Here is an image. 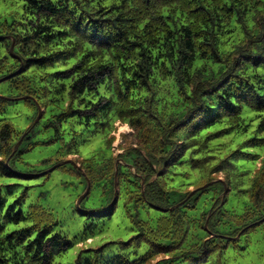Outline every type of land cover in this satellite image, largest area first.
Segmentation results:
<instances>
[{
    "label": "trees",
    "instance_id": "1",
    "mask_svg": "<svg viewBox=\"0 0 264 264\" xmlns=\"http://www.w3.org/2000/svg\"><path fill=\"white\" fill-rule=\"evenodd\" d=\"M3 1L22 12L0 20V114L22 103L39 118L24 136L0 121V179L27 178L15 171L22 155L60 142L42 164L103 186L105 205L81 214L111 218L123 199L135 228L113 242L119 253L83 250L73 264H225L264 235V0ZM116 122L137 138L117 158ZM37 131L51 136L36 140ZM85 132L101 143L82 158L71 149ZM241 160L260 165L234 183ZM183 177L190 183L173 185ZM25 198L6 205L0 193V264H54L73 242L38 206L24 210ZM132 209L159 215L143 221ZM20 223L29 225L7 231Z\"/></svg>",
    "mask_w": 264,
    "mask_h": 264
},
{
    "label": "rangeland",
    "instance_id": "2",
    "mask_svg": "<svg viewBox=\"0 0 264 264\" xmlns=\"http://www.w3.org/2000/svg\"><path fill=\"white\" fill-rule=\"evenodd\" d=\"M22 12L21 3H13L10 1L0 0V20L10 22L15 13ZM39 116L31 121V113L26 109L22 103L9 107L6 112L0 114V121H10L16 131L22 133V136L27 131L30 125H34L38 121ZM252 138H260L263 135L255 136L253 131L256 129L258 119L252 114ZM79 131V127L74 128ZM70 130V129H69ZM51 131L43 132L42 134L37 131L35 134L36 140H41L44 136H51ZM70 131L64 136L66 144H68L71 138L68 136ZM21 136V137H22ZM249 135H243L238 137L233 144V148L237 143H242L246 140ZM101 135L97 134L95 137L85 132L83 138H80L74 150L71 149L74 155L82 158L90 156L91 151L98 148L101 143ZM113 139L112 152L113 156L117 158L118 155L124 151L135 147L137 144L136 132L132 130L127 124L116 122L115 129L109 136ZM94 139V140H93ZM88 140L87 142H82ZM62 147L61 143L54 144L48 147H35L30 152L22 155V162H17L15 171L20 173L27 178H12V179H0V193L2 196L7 198L6 205L14 203L22 193H25L26 198L23 209L25 210L29 205L34 204L39 207L37 214L44 213V216L50 220V222L56 223V229L68 240L73 242V246L70 247L65 253L57 257L54 264H73L76 260V256L83 250H92L102 247L104 255H113L119 253V246L113 242L122 241L127 242L135 233L134 225L131 222L130 216L126 212V206L124 205L123 199H120L116 210L111 218H100L91 221L87 218V215L81 214L90 213L95 211L97 208L105 205V198L102 195L103 186L98 188L90 189L84 195L87 190L86 186L78 175L72 173L66 169H55L49 171L55 164H42V161L53 155ZM235 149H237L235 147ZM242 152L259 151L262 149L259 147H247L241 148ZM67 160L76 162V166L80 165V158L77 156H69ZM120 161H115L117 165ZM29 165V166H27ZM260 165L252 161L241 160L237 162L238 172L244 173V175H235L234 183L239 181H245L252 176V173ZM184 171H188L185 169ZM47 173V177L43 175ZM190 177H194V171L190 169L187 172ZM34 176V178H29ZM46 177V178H45ZM217 177V176H216ZM219 179H223L224 175L219 173ZM188 184L190 180L186 177L176 179L173 185ZM15 185V186H11ZM193 185H189V190H192ZM236 195L235 207L237 212L243 210L242 203L244 196H238V191L233 190L232 192ZM84 195V198L78 201ZM114 199L117 198L115 197ZM15 209H18V205H15ZM133 214H137L138 218L143 221L155 220L159 213L155 210H139L138 212L133 211ZM24 225L29 223H20L19 225L9 224L7 231L17 230ZM242 246H245L242 240ZM249 246H245V250H241L239 253L236 251H229V259L225 264H262L264 262V235L263 233L252 236L251 243ZM145 247L138 250L139 254L145 251ZM128 252V251H127Z\"/></svg>",
    "mask_w": 264,
    "mask_h": 264
},
{
    "label": "water",
    "instance_id": "3",
    "mask_svg": "<svg viewBox=\"0 0 264 264\" xmlns=\"http://www.w3.org/2000/svg\"><path fill=\"white\" fill-rule=\"evenodd\" d=\"M64 163H65V164H69V163H72V161H71V160H66ZM58 166H59V165H55V166H53L49 171H53V170H55ZM88 190H89V184H88L87 190H86V192L84 193V195L88 192ZM84 195H83V196L81 197V199L78 201L77 206H79V202L84 198ZM114 201L116 202V199H114Z\"/></svg>",
    "mask_w": 264,
    "mask_h": 264
}]
</instances>
